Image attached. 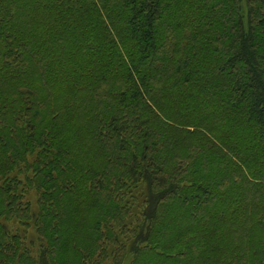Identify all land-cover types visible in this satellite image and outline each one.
<instances>
[{
  "label": "trees",
  "instance_id": "1",
  "mask_svg": "<svg viewBox=\"0 0 264 264\" xmlns=\"http://www.w3.org/2000/svg\"><path fill=\"white\" fill-rule=\"evenodd\" d=\"M128 258L264 264V0H0V264Z\"/></svg>",
  "mask_w": 264,
  "mask_h": 264
},
{
  "label": "rangeland",
  "instance_id": "2",
  "mask_svg": "<svg viewBox=\"0 0 264 264\" xmlns=\"http://www.w3.org/2000/svg\"><path fill=\"white\" fill-rule=\"evenodd\" d=\"M31 200H32L33 203L35 202V195H33V196L31 197ZM129 260H130V259L128 258V259L125 261L124 264H128V263H130ZM108 264H111V262H109ZM147 264H153V263L149 262V263H147Z\"/></svg>",
  "mask_w": 264,
  "mask_h": 264
}]
</instances>
